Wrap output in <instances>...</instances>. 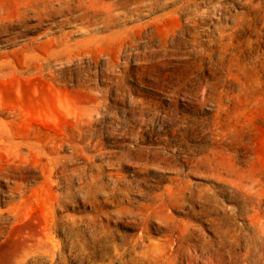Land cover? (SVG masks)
Segmentation results:
<instances>
[{
	"label": "rangeland",
	"instance_id": "obj_1",
	"mask_svg": "<svg viewBox=\"0 0 264 264\" xmlns=\"http://www.w3.org/2000/svg\"><path fill=\"white\" fill-rule=\"evenodd\" d=\"M0 264H264V0H0Z\"/></svg>",
	"mask_w": 264,
	"mask_h": 264
}]
</instances>
